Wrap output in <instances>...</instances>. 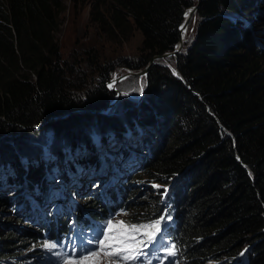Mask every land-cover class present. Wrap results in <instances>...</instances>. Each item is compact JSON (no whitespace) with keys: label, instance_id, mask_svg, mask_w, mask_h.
<instances>
[{"label":"trees","instance_id":"trees-1","mask_svg":"<svg viewBox=\"0 0 264 264\" xmlns=\"http://www.w3.org/2000/svg\"><path fill=\"white\" fill-rule=\"evenodd\" d=\"M92 1L91 16L107 34L121 40H130L137 32L141 35L140 54L118 62L119 66L140 70L153 56L175 49L185 13L198 0ZM254 1L201 0L195 14L199 22L175 54L174 70L153 62L148 70L147 96L139 107L126 96L116 104L120 111L115 116L133 113L128 120L135 122H122L102 140L93 136L95 141L86 145L38 154L25 159L27 162L9 149L8 161L0 166V186L14 185L16 190L25 186L21 183L25 178L31 187L43 189L47 164L68 188L80 172L86 177L87 169L94 170L97 142L106 146V140L126 130L130 137L127 135L121 152L126 163L143 166L144 174L155 182L176 178L166 203L169 216L177 223L180 264H264V37L239 26L238 19L229 15L250 14ZM63 10V0H0L1 143L10 134L39 135L37 127L45 128L48 123L54 126H48L52 133L61 134L69 120L79 130L90 119L102 120L105 115L94 109L107 107L117 93L106 85L116 64L100 63L96 54L92 55L98 74L89 78L80 63L63 59L56 34ZM82 109L86 111L46 122L55 114ZM115 116L105 119L109 122ZM154 128L161 130L159 140H151ZM135 146L138 150L130 151L129 147ZM110 157L115 161L117 154ZM66 158L71 161L65 166L61 163ZM114 164L120 166L117 161ZM141 176H133L129 182L133 178L139 181ZM123 189L129 193L127 187ZM93 196L100 197L101 192L88 198ZM3 199L2 194L0 264H11L10 254L26 240L18 244L13 227L8 229L11 224L4 222L3 210H13ZM89 200L87 208L94 203ZM8 202H13L12 197ZM45 203L32 205L39 209L26 210L25 215L49 214L48 209L40 211ZM136 205L146 212L133 213L132 220L159 218L153 217L148 202ZM154 206L156 210L165 206L162 196L156 197ZM14 208V215L21 213L18 217H23L21 210ZM52 211L51 215L56 212ZM16 225L18 231L25 230L23 224ZM27 231L30 238L41 235L42 229ZM21 261L18 257L16 262Z\"/></svg>","mask_w":264,"mask_h":264},{"label":"rangeland","instance_id":"rangeland-1","mask_svg":"<svg viewBox=\"0 0 264 264\" xmlns=\"http://www.w3.org/2000/svg\"><path fill=\"white\" fill-rule=\"evenodd\" d=\"M64 2V10L60 14V21H61V27L60 30L56 33L59 42L61 44V54L63 59L68 62L72 63L73 61H76L77 64L80 63L83 68H86V72L89 73V78H91L93 75L98 74V69L96 66V62L99 61L100 63H112L116 64V69L112 75V78L106 83L107 87L110 90H113L117 92L118 97L113 98L114 105L118 104L121 99H123L125 96L129 97L130 103L135 102V105L140 104L145 97L147 96V77H148V71L141 73L142 69L135 70L132 68H127L124 66H119L118 62L122 58H129V59H135L140 54V46L142 45V38L141 35L137 32L130 40H121L120 38H115L112 35L107 34L103 28L99 26V23L97 21H94L91 16V8L93 5L92 0H63ZM255 8L253 11L249 12L250 14L243 15L240 14H232L229 13L230 18H237V22L239 23V26H245L250 28V30H255L258 35L264 37V0H257L254 1ZM192 9V8H191ZM189 10V9H188ZM187 10V11H188ZM190 14L185 18H188ZM199 17L197 15H194L191 17L189 21V27H188V37L191 36V34H194V30L196 25L199 22ZM183 24L181 25V27ZM186 39V40H187ZM185 43V42H184ZM184 45V44H183ZM183 47V46H182ZM97 56V61H93L90 57L92 55ZM176 56H166L162 58H156L155 61H158L162 65H167L169 68L174 70L175 62H176ZM154 61V62H155ZM149 70V68H148ZM138 73V74H137ZM121 78V80H119ZM109 85H113L112 87H109ZM85 92H81V94L84 95ZM125 97V99H126ZM138 101V103H137ZM145 103V102H143ZM113 105V106H114ZM143 114L144 111H139V115ZM115 116V113L113 114ZM133 113H128V115H117L115 117H111L112 121L107 122L106 125L102 126L100 125V128L94 129L92 131L88 130H79L80 135L77 137H74L76 135H64V134H58V133H52L51 128L48 127L52 123L46 124L45 128H42V125L37 127L40 128L39 135H26V136H19V134H10L5 137V140L3 141V146H0V166L2 163L6 164L4 162L5 160L8 161L6 158V155L9 154V149H14L13 154H18L19 159H29L31 157H34L38 154L43 153H58L61 150H64L65 146H70L71 148L75 145H86L87 143L93 142L91 137H99L101 135H109L113 133L117 127L124 121L127 123H130V121L135 122L134 120H128L129 117H131ZM138 116H136L137 119ZM114 118V119H113ZM97 119V118H93ZM91 120V119H90ZM135 127V124L130 127V129H133ZM165 126L162 125L161 129L164 132ZM91 129V128H90ZM153 130H156L153 133V138L151 140H159L161 137V130H158L157 128H154ZM88 131V132H87ZM129 132L126 130L116 133V137L112 138L110 141L106 140V146H103L101 142H97L96 150H95V166L98 162L105 161L107 164L104 168H102L103 173V180L109 178V174H114L115 181L117 177L118 183H128L130 179L135 176L137 173L138 175H142L139 181L133 180L131 183V189L130 193L132 195L131 198H135L133 201V204L130 206V210L128 209L124 212V214H119L117 216L116 221H124L126 224H130L127 222V217H129L131 214L130 212H141L144 213L146 210L144 209H138V205H136V202H148L149 205L147 208H149V211L153 213L156 216H160L165 211L169 214L170 211H167V207H160L159 210L155 209V202L157 196H162V198H165V203L168 198V196L172 195L173 192V185L176 183V178H169L168 182H155L153 179H148V176L144 174L142 171L143 166H138L130 163H124V159L121 156V152L123 148L126 145L127 141V135ZM150 133V132H149ZM80 141V142H78ZM166 141V140H165ZM5 142H7L5 144ZM77 142V143H75ZM53 147H58L60 149L54 150ZM63 147V148H61ZM138 146H135L134 149L130 148V151H137ZM113 154H117V161L120 166L122 167V170H113L112 166H110L112 163L115 162L114 160L110 159V156ZM126 155V153H125ZM4 156V157H3ZM3 157V158H2ZM26 161V160H25ZM68 161H71L70 158H66L63 160L61 164L67 165ZM27 162V161H26ZM126 164V165H125ZM64 166V167H65ZM98 169L92 171L87 169V174L90 179V183H88V187L86 190L83 191H77V188H79L78 181L82 182V180L85 179V174L83 172L79 173V178L76 179V181L68 186L70 190H72L73 194H68L67 190L64 189V186H60L59 173L55 174L54 172L50 171L49 175L46 177H43L46 186L41 189V192H43L42 199H39L38 203L46 201V198H48L49 193V187L55 186V192L57 194H61L60 192L63 191V196L65 195V198L67 196L68 201L66 204L62 206V208L66 207H73L72 214L75 213V205H79L81 208H87L89 205H85L86 197L88 198L90 195L93 194V188L98 187L94 186V183L96 179H94V176L91 175ZM105 170V171H104ZM123 170L127 171V175ZM120 172H123L120 174ZM132 173V174H131ZM125 174V175H123ZM106 176V177H105ZM126 176V177H124ZM127 178V181L125 179ZM99 179V178H97ZM102 180V181H103ZM109 180V179H108ZM114 186L115 184H111ZM156 185H159L160 187H155ZM76 189V190H73ZM14 188H10L8 185H2L0 186V196L2 194L4 195V199L2 202L6 206H8L9 210H13V212H8L7 210H3L2 218L5 220L4 222H7L9 225L8 229H13L14 235L18 237V243L22 241L28 234L27 230L30 228L36 226V222L31 223V217H27L26 215H23V217L15 216V206L19 210L18 206L21 204H18L19 202H23L27 199V194H31L33 192H39V188L37 186H33L31 189L28 188H22L19 190L18 193H14L12 191ZM19 189V188H18ZM98 191L100 193L101 188H98ZM12 192V193H11ZM78 192V194H77ZM134 195H133V194ZM136 193V194H135ZM14 197V201L8 202V198L10 196H16ZM77 194V195H76ZM60 196V197H63ZM73 197V198H72ZM94 197V196H93ZM130 197V194H127V198ZM72 198V199H71ZM101 197H99L100 199ZM94 199V198H93ZM75 201V203H74ZM35 202V201H34ZM36 203V202H35ZM159 205V204H158ZM153 207V209H152ZM22 211H25V207H21ZM56 208V205L51 202L48 205V208L45 206L40 209V211H50L48 214L49 217H51V213ZM40 214V213H39ZM37 215V214H36ZM34 215V216H36ZM41 215V214H40ZM141 216V215H140ZM7 217V219H5ZM166 219V217H165ZM19 220V221H17ZM143 220L142 216L138 219L137 225L142 224L141 221ZM16 224H23V227L26 229L24 232L18 231L19 227ZM35 224V225H34ZM0 226L1 222H0ZM4 227V226H3ZM22 253L25 252L23 248L19 249ZM216 263V261L210 262V264ZM31 264V263H29Z\"/></svg>","mask_w":264,"mask_h":264},{"label":"snow or ice","instance_id":"snow-or-ice-1","mask_svg":"<svg viewBox=\"0 0 264 264\" xmlns=\"http://www.w3.org/2000/svg\"><path fill=\"white\" fill-rule=\"evenodd\" d=\"M189 13H186V16ZM186 31V29H185ZM113 85H109L112 87ZM155 187H160L156 185ZM165 217L149 224H126L124 221L113 223L112 220L107 222L106 231L103 239L98 241V250L88 252L80 258H70L64 261V264H102V256L110 259L109 264H121V261H136L140 256L145 255L143 248L156 240L157 235L162 231V223ZM143 236L144 239L138 238ZM49 250L57 248L56 243L45 245ZM168 255H177L176 245H171L167 249ZM148 264H151L148 261Z\"/></svg>","mask_w":264,"mask_h":264},{"label":"water","instance_id":"water-1","mask_svg":"<svg viewBox=\"0 0 264 264\" xmlns=\"http://www.w3.org/2000/svg\"><path fill=\"white\" fill-rule=\"evenodd\" d=\"M201 3V0H198L196 5H194L190 12V16H194L197 12V9L199 7ZM190 9V8H189ZM186 14V13H185ZM190 18L188 19H184L183 23L185 24H188ZM182 23V24H183ZM179 44V46H178ZM178 46V47H177ZM183 44L180 43V40L179 42L177 43V45L175 46V49L172 50V51H167L165 53H162V54H158V55H155L153 56V58L151 59V61L149 62L148 65H146L144 68H142V72L141 73H144V72H147L148 71V68L151 66V64L155 61L156 58H162V57H166V56H171V55H175L177 52L180 51V49L182 48ZM138 74V73H137ZM115 97H118V94L116 93V96ZM114 98V97H113ZM113 98L112 100L109 102V104L107 105V107H104L102 109H94L96 112H100V113H103L105 115V117H103L102 120L100 119H91L89 120L88 122H85L82 124V127L79 129V130H88V131H92L94 129H97V128H100V125L102 127V124L104 122H107V120L105 118H107L109 115H113L114 113L120 111V110H117L115 109V106L114 103L112 102L113 101ZM114 105V106H113ZM137 107H139V104L136 105ZM130 109H132L134 106H129ZM143 108V107H141ZM93 110V109H92ZM81 111H86V109H82V110H77V111H71V112H64V113H60V114H55L54 116L50 117L48 120H46V122H50L52 120H56V119H65L66 116H69V114H76L77 112H81ZM108 115V116H107ZM67 123V126L65 129H61V133L64 134V135H69L71 134L73 136V134H79V130H76V128L78 127L77 124H72L74 123L73 120H69L66 122ZM50 126H53V124H51ZM54 127V126H53ZM91 128V129H90ZM77 131V132H76ZM87 131V132H88ZM0 146L2 147L3 146V143L0 142Z\"/></svg>","mask_w":264,"mask_h":264},{"label":"bare ground","instance_id":"bare-ground-1","mask_svg":"<svg viewBox=\"0 0 264 264\" xmlns=\"http://www.w3.org/2000/svg\"><path fill=\"white\" fill-rule=\"evenodd\" d=\"M191 8L186 12V13H189L190 14V12H191ZM188 14V15H189ZM186 15V14H185ZM187 15V16H188ZM186 16V17H187ZM188 18H190L191 19V16H189ZM188 18H185V19H188ZM190 21V20H189ZM188 27H189V22H188V24H185V23H183V26L181 27V39H180V43L181 44H183L184 43V41L186 40V37H187V35H188ZM185 29H186V31H185ZM178 46H179V44H178ZM177 46V47H178ZM108 135H104V136H99L96 140H102L103 138H105V137H107ZM129 137H130V135H128V139H129ZM61 148H63V147H61ZM64 148H66V149H70L71 148V145L70 146H65ZM110 159L111 160H113V158H111L110 157ZM112 164L110 165V166H112V168H113V170L115 171V170H122V167L121 166H119V165H115L114 164V162H111ZM120 163V162H119ZM118 163V164H119ZM124 163H125V161H124ZM121 165V164H120ZM126 165V164H125ZM123 172H125V174L127 175V171L126 170H123ZM123 172H120V174L121 173H123ZM125 174H123V175H125ZM132 174V173H131ZM112 175L113 174H109V178H107V179H105V180H103L104 181V183H107L108 181H110V179L112 180V179H115V178H112ZM106 177V176H105ZM124 177H126V176H124ZM109 179V180H108ZM127 179V178H126ZM125 179V180H126ZM88 183H90V179H89V177L88 176H86L85 177V179L84 180H82V182H81V185L79 186V190L80 191H83L84 189L86 190L87 188H89L88 187ZM9 187L10 188H13L14 187V185H13V187L12 186H10L9 185ZM68 192V191H67ZM61 194H58V196H63V191L62 192H60ZM97 193H99V191H98V188L97 187H95V188H93V194L95 195V194H97ZM68 194H71L70 196H72V194L73 193H68ZM77 194H78V192H77ZM76 194V195H77ZM54 197V196H53ZM73 198V197H72ZM71 198V199H72ZM14 197H12V201H14ZM52 201L57 205L56 206V212H54L55 214H57L58 212V210L59 209H62V206L64 205V204H66L67 202H70V201H68V199H67V196H66V198H65V195L63 196V197H59V198H53L52 199ZM45 203V202H44ZM74 203H75V201H74ZM47 202L45 203V207L46 208H48L47 207ZM32 205H39V204H31L28 208H26L25 209V211L27 210V211H29V212H36L38 209H39V206H37V207H35L34 208V206H32ZM21 210V212L25 215L26 213L24 212V211H22V209H20ZM169 210V209H168ZM170 211V210H169ZM166 212V211H165ZM48 215V214H47ZM27 217H29V216H27ZM100 229H101V225H99V227H98V229L96 230V232H95V234L90 238V240H89V242L93 239V237L95 236H97V234L99 233V231H100ZM176 232H173V235L175 234ZM158 253H160L161 255H163V253H162V251H160V252H158ZM157 255H159V254H157Z\"/></svg>","mask_w":264,"mask_h":264}]
</instances>
